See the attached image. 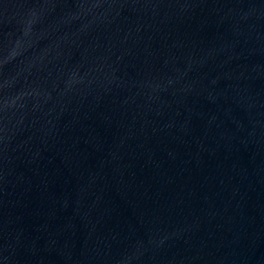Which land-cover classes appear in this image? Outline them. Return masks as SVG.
I'll return each mask as SVG.
<instances>
[{"label": "water", "instance_id": "1", "mask_svg": "<svg viewBox=\"0 0 264 264\" xmlns=\"http://www.w3.org/2000/svg\"><path fill=\"white\" fill-rule=\"evenodd\" d=\"M0 264H264V0H0Z\"/></svg>", "mask_w": 264, "mask_h": 264}]
</instances>
